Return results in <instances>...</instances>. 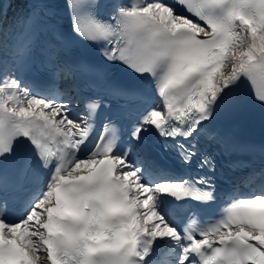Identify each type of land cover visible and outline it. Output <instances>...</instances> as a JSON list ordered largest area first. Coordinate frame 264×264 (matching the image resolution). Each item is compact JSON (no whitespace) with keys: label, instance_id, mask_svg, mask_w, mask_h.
Segmentation results:
<instances>
[{"label":"snow or ice","instance_id":"6c2138e0","mask_svg":"<svg viewBox=\"0 0 264 264\" xmlns=\"http://www.w3.org/2000/svg\"><path fill=\"white\" fill-rule=\"evenodd\" d=\"M12 2L0 264H264V161L211 128L245 80L264 104V0H26L9 40Z\"/></svg>","mask_w":264,"mask_h":264}]
</instances>
